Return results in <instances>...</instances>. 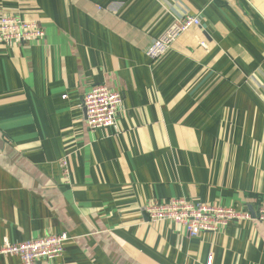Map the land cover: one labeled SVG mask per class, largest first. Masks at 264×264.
<instances>
[{"label": "crops", "instance_id": "obj_1", "mask_svg": "<svg viewBox=\"0 0 264 264\" xmlns=\"http://www.w3.org/2000/svg\"><path fill=\"white\" fill-rule=\"evenodd\" d=\"M185 15L200 25L147 58ZM1 16L45 36L0 42V247L64 233L52 264H264L263 224L190 239L140 210L185 198L255 217L264 0H0ZM96 85L122 104L115 126L90 131L82 100Z\"/></svg>", "mask_w": 264, "mask_h": 264}, {"label": "built area", "instance_id": "obj_2", "mask_svg": "<svg viewBox=\"0 0 264 264\" xmlns=\"http://www.w3.org/2000/svg\"><path fill=\"white\" fill-rule=\"evenodd\" d=\"M200 25L196 16H182L169 26L161 37L154 40L146 49L145 55L151 61L161 59L174 42L192 27ZM43 30L35 22L23 21L14 16L0 17V42L9 46L13 42L44 38ZM203 45V44H202ZM85 125L90 131L104 130L117 124V113L122 104L120 94L111 91L105 85L93 86L83 97ZM63 175L68 180L69 173L62 161ZM151 224L169 222L181 226L187 238H198L204 234L215 235L230 224L241 225L255 221L264 225V198L260 200L255 217L234 207H220L198 204L185 198L170 199L163 202H148L140 208ZM67 234L47 235L37 240L11 244L4 241L0 247V256L16 257L21 264H52L62 257ZM207 264H211L209 256Z\"/></svg>", "mask_w": 264, "mask_h": 264}]
</instances>
